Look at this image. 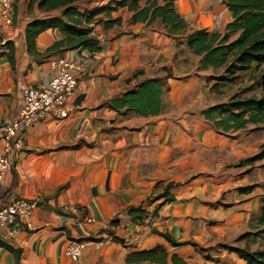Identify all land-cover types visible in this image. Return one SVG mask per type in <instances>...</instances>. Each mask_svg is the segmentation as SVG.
Masks as SVG:
<instances>
[{"label": "crops", "instance_id": "1", "mask_svg": "<svg viewBox=\"0 0 264 264\" xmlns=\"http://www.w3.org/2000/svg\"><path fill=\"white\" fill-rule=\"evenodd\" d=\"M28 1L16 0L12 25L0 27V125L21 108L19 88L47 84L52 71L44 59L70 51L39 57L26 51V24L60 17V10H28ZM119 1L82 0L74 7L90 13ZM132 1L141 9L153 0H127V5ZM225 1L175 0V12L189 27L183 34H168L160 19L133 21L127 5L99 14L102 22L89 25L92 41L70 52L83 62L70 115L36 125L12 158L0 205L22 197L36 199L39 206L30 226L20 225L15 237L0 232V240L19 251L16 260L0 247V264H154L132 255L156 247L165 250V264H246L228 248L264 249V223L257 221L264 158L244 163L264 145V126L249 124L222 134L205 121L202 113L223 103L208 95L219 82L197 76L214 68L200 70V58L186 47L187 35L195 30L224 31L232 20ZM116 19L114 25L104 24ZM61 38L58 30L43 32L36 39L38 51ZM8 41L14 48L12 64ZM178 41L184 43L185 58L199 59L196 67L179 61ZM150 79H165L158 114L110 107ZM82 119L87 124L77 133ZM166 197L172 201L164 202ZM131 208L146 212V218L139 222L128 214ZM69 242L87 244L77 260L65 254Z\"/></svg>", "mask_w": 264, "mask_h": 264}, {"label": "trees", "instance_id": "2", "mask_svg": "<svg viewBox=\"0 0 264 264\" xmlns=\"http://www.w3.org/2000/svg\"><path fill=\"white\" fill-rule=\"evenodd\" d=\"M82 0H29L27 9L37 8L42 13H50L60 10L58 18H35L28 22L24 29L26 51L35 57L49 53H62L75 50L92 41L90 35L91 23L99 24V14L108 15L117 7L127 5V0L115 3V6H104L90 13H80L74 5ZM175 0H163L158 6L156 0L141 9H136V2L132 1L128 6L133 10L132 20L153 21L160 19L165 25L168 34H183L188 31L187 23L175 12ZM227 9L232 14V20L222 33L195 30L187 35L186 47L189 52L200 58L199 68L205 70L211 68H224L226 76L233 77L236 74L250 70L253 66L264 65V0H226ZM84 23L87 25H83ZM118 20L107 21L104 24L114 25ZM52 29L58 30L61 39L55 41L50 47L40 53L36 39L43 32ZM232 37H234L232 39ZM8 48L7 59L13 63V45L9 41L5 43ZM223 80V79H220ZM165 83L161 80L150 79L140 83L135 89L123 94L110 104L112 109H125L126 114L147 116L160 112V101L165 91ZM261 94L259 96L238 97L233 95L226 102L215 104L205 110L202 115L208 123L219 133L226 134L231 131L246 129L249 124L264 126V70L260 77ZM264 158V145L260 151L244 160L246 164ZM242 164L239 163V165ZM160 195L158 198L165 197ZM172 201V197H166L164 202ZM128 214L137 217L139 222L146 218V212L139 208H131ZM136 215V216H135ZM154 215V214H152ZM257 221L264 223V194L260 199V213ZM170 244L177 246L169 235L158 233ZM0 247L8 249L18 257V252L7 243L0 240ZM238 258L246 264H264V249L250 251L238 247H229ZM139 261H148L154 264H165L167 254L162 247H156L147 252L133 254Z\"/></svg>", "mask_w": 264, "mask_h": 264}, {"label": "built area", "instance_id": "3", "mask_svg": "<svg viewBox=\"0 0 264 264\" xmlns=\"http://www.w3.org/2000/svg\"><path fill=\"white\" fill-rule=\"evenodd\" d=\"M15 4L16 0H0L1 28L12 25ZM71 51L44 59L52 71L46 85L25 86L17 90L22 106L14 117L0 125V193L5 187L12 158L23 149L28 133L45 119L58 122L70 115L69 105L77 94L79 73L83 69L82 59L76 55V51ZM86 124L87 121L82 119L76 127L77 133H82ZM38 206L36 199L22 197L0 205V232H4L8 238L15 237L20 225L30 226L29 220ZM64 211L78 214L75 207H66ZM100 244L98 241L93 246L98 248ZM86 246L85 243L69 242L65 254L77 260Z\"/></svg>", "mask_w": 264, "mask_h": 264}, {"label": "rangeland", "instance_id": "4", "mask_svg": "<svg viewBox=\"0 0 264 264\" xmlns=\"http://www.w3.org/2000/svg\"><path fill=\"white\" fill-rule=\"evenodd\" d=\"M233 38L234 37H232V39ZM177 43H178L177 45L179 49V54L181 57L179 61L187 64L185 68L196 67L198 65L199 59L196 57L185 58L184 50H186V48L181 47L182 45L184 46V43L180 41H178ZM176 62L178 63V60H176ZM263 70H264V65L253 66L250 70L243 71V72L236 74L233 77H229V76H226L224 72V68H215L211 72H207L206 74H200V75L197 74V76L202 77L201 80H205V81L212 80V78H215L216 81L219 82V84L217 86H213L209 90L208 95L210 99L214 101L226 102L233 95H237L240 98L251 96V95L259 96L262 92L261 87H260V77H261V73ZM177 75L179 76V74ZM169 76L172 77V74H169ZM184 78H185L184 76H181L177 78V80H183ZM220 79H223V80H220ZM161 81L165 82V79H161ZM259 238H262V237L260 236Z\"/></svg>", "mask_w": 264, "mask_h": 264}]
</instances>
